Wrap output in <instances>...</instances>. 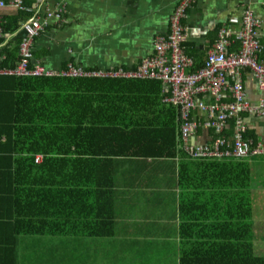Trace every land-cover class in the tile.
Segmentation results:
<instances>
[{
	"label": "crops",
	"instance_id": "0c3cea01",
	"mask_svg": "<svg viewBox=\"0 0 264 264\" xmlns=\"http://www.w3.org/2000/svg\"><path fill=\"white\" fill-rule=\"evenodd\" d=\"M24 3L30 11H18L9 4L1 10L2 23L6 18L16 17L17 27L10 33H2L0 52L6 46L16 47V41L25 36L23 23L38 17L47 23L33 41L34 58L60 73L69 65L96 70L135 68L153 53L157 37L169 33L170 17L179 0H24ZM247 7L261 20L259 59L264 61V0H193L181 19L185 27L183 47L192 59V70L204 65L220 28L241 27ZM48 13L59 16L48 17ZM238 47L237 41L232 42L227 51ZM241 79L245 101L255 108L243 113L247 130L257 142L264 143V90L247 69L241 70ZM228 80L231 82L232 78L228 76ZM5 81L2 86L10 85ZM118 96L121 100L110 117L142 128L143 142L153 144L147 151H169V144L159 139L167 136L169 141L172 131V107L165 100L162 83L159 90L150 85L145 91L130 90ZM225 100L229 101V97ZM193 113L199 120L205 116L201 110ZM213 137L211 129L200 128L192 142L207 143ZM12 154L23 156L14 150ZM245 159L251 170L252 257H245L241 248L230 245L238 244L237 241L225 238L240 226L239 220L233 218L238 212L223 207L227 206V198L205 192L197 204L180 209L187 193L179 184V155L175 158L131 155L114 157L104 168L109 170V174L104 173V180L109 178L105 185L111 182L113 235H77L75 239L42 235L51 238L43 243L44 254H39L42 249L33 243H27L22 250L19 236L15 264H264V154H252ZM80 173L81 178L78 175L75 178L77 183L83 180L82 169ZM188 194L192 196L191 190Z\"/></svg>",
	"mask_w": 264,
	"mask_h": 264
},
{
	"label": "trees",
	"instance_id": "16d2710c",
	"mask_svg": "<svg viewBox=\"0 0 264 264\" xmlns=\"http://www.w3.org/2000/svg\"><path fill=\"white\" fill-rule=\"evenodd\" d=\"M16 27V17L6 18L1 25L3 34ZM17 45L2 48L6 56L2 66L17 61ZM2 81L10 85L2 86ZM150 85L161 88V82L153 79L0 75V264H15L21 235H113L111 182L105 185L109 178L104 180V173L109 170L104 168L114 157L131 155H179V184L187 193L180 209L197 204L205 192L227 198L223 207L238 212L233 218L240 226L225 238L237 241L230 245L252 257L247 159L193 158L179 149V115L173 105L167 108L172 112L171 138H159L169 144L166 152L147 151L153 144L143 142L142 128L110 117L121 100L118 94L145 91ZM211 131L216 138L218 134ZM232 133L230 119L223 134ZM245 137L256 144L251 131ZM13 150L23 156H14ZM37 154L43 156L40 163L35 162ZM81 169L83 180L77 183Z\"/></svg>",
	"mask_w": 264,
	"mask_h": 264
},
{
	"label": "built area",
	"instance_id": "2783aa9c",
	"mask_svg": "<svg viewBox=\"0 0 264 264\" xmlns=\"http://www.w3.org/2000/svg\"><path fill=\"white\" fill-rule=\"evenodd\" d=\"M193 0H179L170 17V30L166 36H158L153 53L135 68L84 69L69 65L56 73L38 62L33 55V41L46 25V20L32 17L23 23L25 36L18 44V59L14 66H2L4 56L0 52V75L40 77L64 75L102 78L153 79L162 83L165 100L178 110V139L180 146L193 158L244 159L252 154H264V143L245 137L247 125L243 113L255 108L245 101L241 70L247 69L264 90V61L259 59L262 47L258 40L261 20L250 7L243 12L238 30L220 28L217 40L208 51L204 65L192 70V59L185 54L183 41L185 27L181 19ZM9 4L18 11H30L24 0H0V37H2L1 10ZM59 16L48 13L47 16ZM237 41L235 51L227 47ZM228 76L232 78L230 82ZM229 97V101L225 100ZM196 110L205 113L202 120L194 116ZM233 120L231 136L223 134L228 121ZM200 128L213 129L218 136L207 143H193L192 138ZM43 156L35 155V162Z\"/></svg>",
	"mask_w": 264,
	"mask_h": 264
},
{
	"label": "rangeland",
	"instance_id": "374dc122",
	"mask_svg": "<svg viewBox=\"0 0 264 264\" xmlns=\"http://www.w3.org/2000/svg\"><path fill=\"white\" fill-rule=\"evenodd\" d=\"M66 236H70V235H66ZM72 236H73V239H75L76 236L71 235L70 237H72ZM50 239L47 238V237L39 236V235H36V236H32V235H21L20 236V243H19V245L21 246V249L24 250V249H26L27 243H33V245H35V247L37 249H39V250H40V248L42 249V250H40L39 254H44L45 253V248L43 249V243L49 242ZM154 257H156L155 254H154ZM145 259H147V257ZM56 264H63V262H58Z\"/></svg>",
	"mask_w": 264,
	"mask_h": 264
}]
</instances>
